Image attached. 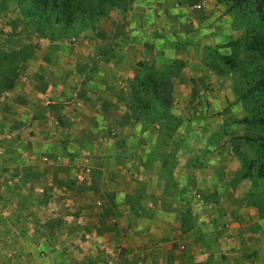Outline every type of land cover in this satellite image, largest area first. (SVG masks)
Returning <instances> with one entry per match:
<instances>
[{
	"label": "crops",
	"instance_id": "obj_1",
	"mask_svg": "<svg viewBox=\"0 0 264 264\" xmlns=\"http://www.w3.org/2000/svg\"><path fill=\"white\" fill-rule=\"evenodd\" d=\"M186 1L45 34L0 0V264H200L210 232L230 264H264V220L231 204L247 189L230 144L189 137L197 87L213 84L198 94L211 118L229 98L204 49L229 40L230 17ZM176 66L169 115L135 120L136 78Z\"/></svg>",
	"mask_w": 264,
	"mask_h": 264
},
{
	"label": "rangeland",
	"instance_id": "obj_2",
	"mask_svg": "<svg viewBox=\"0 0 264 264\" xmlns=\"http://www.w3.org/2000/svg\"><path fill=\"white\" fill-rule=\"evenodd\" d=\"M133 0H72L73 7L71 12L75 19L76 29H84L85 27H91L97 24V22L104 17L109 11L120 8L125 9L132 3ZM190 0H187L188 6ZM224 6V5H223ZM225 12L227 11L224 6ZM226 14L230 17L227 27L231 29L232 36L224 44L218 47V50L211 48L204 49V55L208 61L210 67L216 69L218 72L224 75L221 89L229 92V98L226 97V101L223 99V108L218 114H214L211 117L200 113V107H208V101L204 100L201 104V100L198 99L199 92H211L214 91L213 84H206L202 86V89L197 87L195 94L190 104L196 103L198 105V115L195 114V122L199 123V127L202 130L190 132L189 137L197 135L199 142L204 144L205 140H210L216 143L230 144L231 149L229 155L233 157L237 163V170L242 167L241 160L246 164L250 161L257 163L264 162V147L261 144V138H264V127L257 124L242 122L244 118L251 120L255 114V103L258 99L262 98L259 93L249 94L253 84L262 76H264V58L256 52H252L248 49L247 43V30L250 29L249 19L238 15L236 13ZM10 61V60H9ZM179 66L171 69V71H162L164 75L179 70ZM145 73H150L147 70ZM196 85V84H194ZM197 86V85H196ZM166 91L173 92L174 87L165 85ZM173 102L171 101V104ZM201 104V105H200ZM162 108H157L156 112L162 113ZM225 114L222 118L221 115ZM211 119V121H209ZM207 130L211 132V135ZM208 133V134H207ZM245 138L253 139V143L249 144L245 141ZM238 180H233V185ZM244 187L247 189V193L233 198L231 204L236 202L240 203V206H247L256 211V203L259 198H262L264 181L253 179H246ZM261 200V199H260ZM257 213V211H256ZM206 245L209 246L208 250L211 251L212 257L202 261L200 264H230L227 253H224V249L221 247V243L216 242L214 244V234L204 235ZM205 249V248H203Z\"/></svg>",
	"mask_w": 264,
	"mask_h": 264
},
{
	"label": "trees",
	"instance_id": "obj_3",
	"mask_svg": "<svg viewBox=\"0 0 264 264\" xmlns=\"http://www.w3.org/2000/svg\"><path fill=\"white\" fill-rule=\"evenodd\" d=\"M217 2L226 7V12L249 19L251 26L247 30V47L264 58V0H217ZM72 7V0H21V8L28 21L38 26L45 34H53L58 29L60 33L72 29L75 25ZM163 75L161 72H150L136 78L132 85L135 97L130 104L135 120L140 118L162 120L169 115L171 97L170 91H166L165 87L168 83L162 81ZM254 93H259L262 98L255 103L256 109L252 119L244 118L242 122L264 127V76L260 77L249 90L250 95ZM157 108H162V113L156 112ZM245 141L251 144L254 140L245 138ZM261 144L264 147V138H261ZM241 162L242 167L236 180L255 178L264 181V162L250 161L247 164L243 160ZM262 188V198L258 200L261 204L256 203V211L260 219L264 220V186Z\"/></svg>",
	"mask_w": 264,
	"mask_h": 264
},
{
	"label": "built area",
	"instance_id": "obj_4",
	"mask_svg": "<svg viewBox=\"0 0 264 264\" xmlns=\"http://www.w3.org/2000/svg\"><path fill=\"white\" fill-rule=\"evenodd\" d=\"M194 9H199V6H198V5H196V6L194 7Z\"/></svg>",
	"mask_w": 264,
	"mask_h": 264
}]
</instances>
